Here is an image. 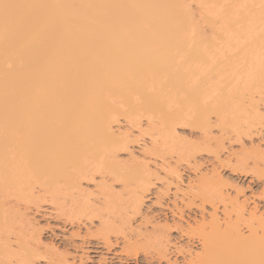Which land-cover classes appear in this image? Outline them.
<instances>
[{"label": "bare ground", "instance_id": "bare-ground-1", "mask_svg": "<svg viewBox=\"0 0 264 264\" xmlns=\"http://www.w3.org/2000/svg\"><path fill=\"white\" fill-rule=\"evenodd\" d=\"M191 16L183 0H0V264H34L41 233L25 210L40 200L64 224L98 218L107 230L119 219L128 228L120 193L102 190L101 208L81 194L97 173L106 183L121 179L124 190L136 180L149 190V166L118 161L123 151L136 155L114 131L120 118L143 112L170 129L190 104V125L216 155L225 134L241 139L262 128L264 11L247 0H208L205 32ZM201 198L209 200L204 191ZM236 208L235 221L225 212V227L216 213L207 232L204 224L202 254L191 264H264V216L258 207L248 212L244 236L246 208ZM45 255L49 264L69 263Z\"/></svg>", "mask_w": 264, "mask_h": 264}, {"label": "rangeland", "instance_id": "rangeland-1", "mask_svg": "<svg viewBox=\"0 0 264 264\" xmlns=\"http://www.w3.org/2000/svg\"><path fill=\"white\" fill-rule=\"evenodd\" d=\"M247 3L252 10L264 11V0H247ZM183 4L190 11L191 19L193 17L192 23L205 32L208 0H183ZM263 106L259 103L260 114H264ZM179 108L173 106L175 110ZM183 109L180 119L170 129L159 119L150 122L149 115L143 112L129 120L120 118L114 125L115 132L128 137L136 154L130 156L123 151L118 161L125 168L139 166L145 170L149 166V190L144 191L145 185L139 180L124 190L123 181L116 179L110 191V182L101 180L98 173L93 179L82 181L83 199L93 208L102 207L99 195L102 190L121 194L123 202L117 203L128 216V228L120 226L118 219L117 224L108 223L112 227L103 230L98 218L92 225L84 218L79 228L77 223L64 224L67 217L53 211V206L44 200L37 206H28L25 221L41 233V250L34 264H49L45 254L54 260L68 257V264H191L202 254L204 224L207 232L211 217L216 213L225 227L230 221L225 212H231L235 221L238 205L246 208L240 230L244 236H249L248 212L258 207L256 214L264 216V115L262 128L247 137L237 139L236 133L225 134L216 155L211 150L215 143L209 144L202 129L190 125L193 107L187 104ZM214 136L220 137L219 129H214ZM140 143L145 144V148L142 149ZM175 171L177 177L170 175ZM142 191L145 194L141 213H134V198L140 197ZM203 191L208 194L206 202L201 200ZM218 191H222V198L217 196ZM236 198L238 204H230ZM161 231L165 239L160 237ZM53 247L58 251L52 250ZM19 259L17 256L14 261Z\"/></svg>", "mask_w": 264, "mask_h": 264}]
</instances>
